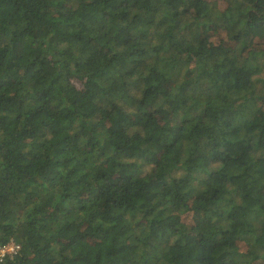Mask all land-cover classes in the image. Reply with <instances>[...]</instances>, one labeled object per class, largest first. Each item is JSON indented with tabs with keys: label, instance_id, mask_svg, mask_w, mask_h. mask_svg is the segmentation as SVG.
<instances>
[{
	"label": "trees",
	"instance_id": "trees-1",
	"mask_svg": "<svg viewBox=\"0 0 264 264\" xmlns=\"http://www.w3.org/2000/svg\"><path fill=\"white\" fill-rule=\"evenodd\" d=\"M10 241L0 264H264V0H0Z\"/></svg>",
	"mask_w": 264,
	"mask_h": 264
},
{
	"label": "built area",
	"instance_id": "built-area-1",
	"mask_svg": "<svg viewBox=\"0 0 264 264\" xmlns=\"http://www.w3.org/2000/svg\"><path fill=\"white\" fill-rule=\"evenodd\" d=\"M19 249V246L14 243L13 241H10L8 244L0 248V261L8 256L9 258H12Z\"/></svg>",
	"mask_w": 264,
	"mask_h": 264
},
{
	"label": "rangeland",
	"instance_id": "rangeland-1",
	"mask_svg": "<svg viewBox=\"0 0 264 264\" xmlns=\"http://www.w3.org/2000/svg\"><path fill=\"white\" fill-rule=\"evenodd\" d=\"M189 217H190V215H188ZM189 217H188V219H189ZM186 221H187V219H186Z\"/></svg>",
	"mask_w": 264,
	"mask_h": 264
}]
</instances>
